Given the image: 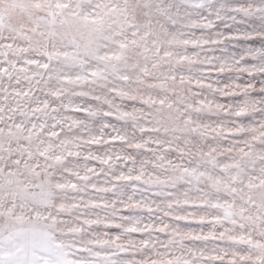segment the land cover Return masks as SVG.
<instances>
[{"label": "snow or ice", "instance_id": "6c2138e0", "mask_svg": "<svg viewBox=\"0 0 264 264\" xmlns=\"http://www.w3.org/2000/svg\"><path fill=\"white\" fill-rule=\"evenodd\" d=\"M0 264H264V0H0Z\"/></svg>", "mask_w": 264, "mask_h": 264}]
</instances>
